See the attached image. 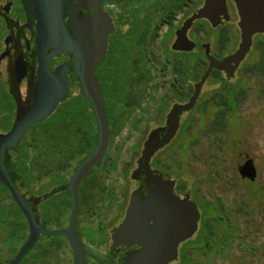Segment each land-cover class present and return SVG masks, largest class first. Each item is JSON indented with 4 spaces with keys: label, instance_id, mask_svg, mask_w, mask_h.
I'll use <instances>...</instances> for the list:
<instances>
[{
    "label": "flooded vegetation",
    "instance_id": "1",
    "mask_svg": "<svg viewBox=\"0 0 264 264\" xmlns=\"http://www.w3.org/2000/svg\"><path fill=\"white\" fill-rule=\"evenodd\" d=\"M204 3L205 0H0V94H4L6 99H10L14 113L13 118L9 121V128L0 131V134L8 133L15 123L35 105L40 90L54 83V74L59 68L64 67L68 79L67 95L62 102L69 98H82V96L89 102L88 118L82 125H76L73 129L72 147L69 150H65L62 144L55 147L54 154L45 146L37 150L38 146L35 142L44 140V138L47 141V137L43 134L32 135V133L29 136L28 132L33 126L45 123L47 118L38 124L30 125L24 132L22 141L16 146L19 147L24 141L27 142L20 154L23 165L26 167L29 185H26L22 179L18 183L13 181L19 186L26 200L30 201L35 211L36 220L41 225L34 246L38 244L44 246V250H37L35 258H33L35 261L23 262L28 252L31 251L29 250L19 264H77L76 251L66 234H61L65 237V241L58 242L42 240V237L49 236L45 232L69 230L74 212V194L69 186L79 167L94 151L98 142L97 120L96 118L95 121L93 120L92 105L80 87L76 63L81 65L85 61L87 51L89 52L94 44V30L99 29L107 34V48L104 60L96 69L94 76L100 83L105 110L108 106L110 111V136L102 160L90 169L89 175L81 180L77 188L78 209L75 230L85 250L86 264H125L130 255L141 251V245L131 243L122 236L124 231L117 233V230L126 220L132 195L139 193V200L145 205L143 212L147 214L149 212L146 206L147 198L151 191L157 188L156 183L148 181L145 169L136 178L132 177L139 167L144 143L149 135L156 130L160 131L159 135L162 138L166 132L164 129L166 128L167 115L174 105L188 103L193 94L195 83L208 69L210 60L212 58L222 60L233 54L238 48L234 46L231 51L226 53L222 51L219 44L203 41L201 38H197L195 33H191L196 24L198 31H203L207 24L211 28L209 31L211 36H219L220 32L217 28L227 25L236 14L238 15L235 2L226 0L228 20L222 17L221 23L217 27H213L207 19L195 20L187 35L190 40L195 42L196 48L191 52L173 49L177 32L198 9L203 7ZM163 28H166V34L161 40L164 60L158 65L156 62L159 58L154 45ZM111 47H117L118 52L123 53L124 57L130 61L129 81L125 89L121 86L122 81L116 83L117 78L113 77L109 80V76L114 73L111 69L109 55ZM207 50L209 56L206 55ZM199 51L202 57L193 64L194 67L203 69L200 73H196L199 80L194 83L193 91L189 95L188 55ZM179 55L180 57H178ZM243 62L244 59L236 68L234 75ZM215 71L226 76L227 79H224L222 85L226 82L230 83L229 79L233 78H228L225 72L217 69H212L210 76H213ZM157 76L162 78V81L155 82ZM262 77L264 78V76ZM164 86H167L172 98L168 104L165 103L164 98H160L161 102L156 109H168L165 120L147 135L141 153L136 160V166L131 172L124 171L125 176H130L132 179L134 188L128 190L121 184L109 185L107 182L108 149L115 129L121 127V121L130 112L141 108V102L146 97L149 99L151 95V99H155L156 97H152V94L157 93ZM230 89L234 93L244 90L246 97L242 99L241 103L246 100L248 94L244 86L235 83L233 86L230 85ZM261 92L264 96V83ZM113 107L122 112L116 118L112 114ZM183 113L180 114V126L175 137L169 144L159 149L149 162V169L153 172V177L161 176L164 182L173 179L169 177L167 168L164 169L160 164L159 155L164 153L167 146L186 130L184 121H182ZM1 120L3 117L0 115ZM16 147L8 148L6 155L8 153L10 158H14ZM29 148L36 150L30 161L28 160ZM245 158V161L251 159L256 168L252 158L249 156H245ZM34 167L38 176L48 181L43 182L42 189L38 193L31 189L29 180L30 173L36 171ZM11 177L13 179V175ZM170 190V195L167 194V191H160L163 199L159 200L157 207L149 212L148 223L160 233H171L173 226L172 205L176 199L183 201L186 196H189L200 212L198 228L193 235V237L195 235L199 237L205 217L202 207L195 201L194 195H190L183 185L175 182ZM62 192L67 194L66 200L71 209L69 224L61 230L48 229L47 224L51 226L65 219L66 211L58 216L52 210L55 199H58L57 196ZM61 201L62 205L63 200ZM44 202L50 203H48L47 209H40V205ZM22 216L24 217L23 228L26 232L24 245L29 238L30 227L23 212ZM43 217L46 219L45 222L42 220ZM190 239L179 244L177 259L168 264H173L180 259L182 260L181 264H186L187 258L183 257V247ZM62 249L69 250L70 256L67 261H62L57 256V252ZM7 264H10V259Z\"/></svg>",
    "mask_w": 264,
    "mask_h": 264
},
{
    "label": "rangeland",
    "instance_id": "2",
    "mask_svg": "<svg viewBox=\"0 0 264 264\" xmlns=\"http://www.w3.org/2000/svg\"><path fill=\"white\" fill-rule=\"evenodd\" d=\"M238 22L239 17L236 14L227 25L217 28L220 35L216 37L211 36L209 33L211 28L207 24L203 31H198L196 24L191 33H195L196 37L203 41L219 44L222 51L228 53L234 46L238 47L241 40ZM165 34L166 28H163L154 45L160 59L156 62L158 65L164 60L161 40ZM253 41L251 50L244 58L240 69L232 79H229L231 86L235 83L244 86L248 95L237 110L229 115L226 129L216 133H210L208 130L216 108L212 105L203 108V103L221 88L226 78L225 75L220 77L213 75L203 85L193 109L182 114L186 130L159 155L160 164L164 169L167 168L169 177L183 185L190 195H194L193 198L202 207L205 215L199 237L195 235L184 244L183 257L187 258L186 264H264V96L261 92L264 78L257 72L248 71V68L261 58L260 46L264 42V34H258ZM109 55L111 69L114 71L113 75L109 76V80L113 77L117 78L116 83L122 81L121 86L125 89L129 81L130 61L123 53L118 52L117 47H111ZM188 56L189 67L191 66V71L194 73L192 78H196V73H200L203 68L194 67L193 63L199 60L202 54L199 51ZM188 80L189 95H191L193 85L199 77L195 81L190 78ZM160 81L162 78L157 76L155 82ZM152 97L156 98L151 99V95L149 99L146 97L141 102L140 109L130 112L111 137L107 171L109 185L121 184L128 190L134 188L132 179L130 176L126 177L124 171L131 172L136 166V160L147 135L165 120L168 109H156L161 102L159 99L164 98L165 103L168 104L172 94L167 86H164L157 93H153ZM86 101L83 96L69 98L61 103L45 123L33 126L28 132L29 136L32 133L47 137V141L44 138L35 142L38 146L37 150L45 146L52 153L60 144L65 150H69L72 147L73 129L76 125H82L88 118L89 102ZM106 112L110 126L111 115L108 106ZM120 113L122 112L113 107L112 114L115 118ZM0 115L3 117L0 121V131H5L9 128V121L14 113L10 99H6L4 94H0ZM26 143L24 141L16 147L14 157L19 158L20 161L17 165V173L25 184L29 185L26 167L19 157ZM35 151L29 148V161L35 155ZM245 156L252 158L256 164L255 181L243 179L238 173V166L245 162ZM38 175L37 170L30 173V186L35 193L41 191L43 182H48ZM57 197L52 210L58 216L66 211L65 219L51 226L47 224L48 229L61 230L69 224L71 209L66 200L68 196L62 192ZM61 200H63L62 205ZM48 203L41 204L40 209H47ZM3 204L1 221L6 223L0 227V264H7L23 245L26 232L23 228L24 217L17 211L13 200L5 196ZM221 216L224 218L222 219ZM42 220L45 222V217ZM19 222L21 227L16 229L15 226ZM42 240L58 242L65 241V237L43 236ZM240 241L245 244L244 250L238 246ZM30 250L23 262L35 261L33 258L37 250H44V246L38 244ZM57 256L62 261H67L70 256L69 250H59ZM181 263L180 259L173 264Z\"/></svg>",
    "mask_w": 264,
    "mask_h": 264
},
{
    "label": "water",
    "instance_id": "3",
    "mask_svg": "<svg viewBox=\"0 0 264 264\" xmlns=\"http://www.w3.org/2000/svg\"><path fill=\"white\" fill-rule=\"evenodd\" d=\"M233 1L236 4L239 16L238 27L241 38L237 50L222 60L212 58L204 75L195 83L193 94L188 103L174 105L167 115L166 128L164 129L166 132L162 138L159 135L160 131L156 130L149 135L147 141L144 143L139 167L132 177L136 178L145 169L148 181L157 184V188L151 191L146 201L149 212L157 207L159 200L163 199L161 198L160 191H167V194L170 195V189L175 183L174 180L164 182L161 176L153 177V172L149 169L151 158L159 149L169 144L175 137L180 126V114L193 109L212 69L225 72L228 78L233 77L236 68L250 52L253 37L257 34H264V0ZM222 17L226 20L229 19L226 0H205L203 7L198 9L177 32L173 49L188 52L193 51L196 48V44L187 35L193 22L198 19H207L213 27H217L221 23ZM106 35L100 29L94 30V44L89 49V52L87 51L85 61L81 65L76 63L80 87L85 97L90 101L97 120L98 142L94 151L79 167L69 186L74 194V212L69 230L45 232L49 236L66 234L76 251L77 264H86L85 250L75 230L78 209L77 188L81 180L89 175L90 169L98 165L102 160L107 150L110 136L105 101L101 94L100 83L94 76L96 69L100 66L106 54ZM206 55L209 56L208 50L206 51ZM54 75V83L40 90L35 105L15 123L8 133L0 134V183L9 190L14 202L26 215L30 227V235L27 242L21 247L17 255L10 260V264H19L26 253L35 245L41 225L36 220L35 211L30 201L26 200V197L21 193L19 186L15 184L6 168V150L16 147L22 141L24 132L30 125L38 124L48 118L55 111L58 104L66 98L68 79L64 67L59 68ZM238 170L243 179L256 180L257 171L251 159H247L242 165H239ZM172 206V231L167 234L164 232L160 233L148 223L150 213L145 214L143 212L145 205L140 202L139 193L132 195L126 220L120 229L117 230V233L124 231L123 235H121L126 237L131 243L141 245L142 249L140 252L130 255L126 259L125 264H168L177 259L179 244L193 237L198 228L200 212L195 202L189 196H186L183 201L176 199Z\"/></svg>",
    "mask_w": 264,
    "mask_h": 264
},
{
    "label": "trees",
    "instance_id": "4",
    "mask_svg": "<svg viewBox=\"0 0 264 264\" xmlns=\"http://www.w3.org/2000/svg\"><path fill=\"white\" fill-rule=\"evenodd\" d=\"M260 50H261L260 60L256 63L252 64L248 68V71L251 73L257 72L261 76H264V42L261 44ZM190 67H189V78H190V80L195 81V80H197L198 77L196 76V78H192L194 73L191 71ZM220 75H221L220 72L215 71L214 76L220 77ZM245 97L246 96H245L244 90H239V91H237V93H234L231 91L230 84L227 82L224 85H222V88L220 90L215 91L212 94V96L209 97L203 103V108H207L209 105H212L213 107L216 108L215 116L208 126L209 132L210 133H216V132H220V131L225 130L227 127L229 115L234 113L237 110L238 105L241 103L242 99ZM93 120L95 121L94 116H93ZM19 157L22 158V155L20 154ZM18 159H15V157L10 158L8 153H7L6 158H5L6 168L9 172V174L13 175V180L17 181V183L19 180H21V176L17 173V165L20 162ZM20 160L22 161V159H20ZM13 173H15V174H13ZM5 196H8L13 200L9 190L3 184L0 183V227L6 223L4 221H1L2 208L4 206L3 201H4ZM13 202H14V200H13ZM14 204L17 207V211L22 215V212L18 208L17 204L15 202H14ZM221 218L223 219L224 217L221 216ZM229 220H230V218L227 219V221H229ZM20 227H21V222H19L15 226L16 229H19ZM14 236H15V233H14ZM224 244H225V242H223V245ZM238 246L241 247L242 250L245 249V244L243 241H240ZM247 251H250V250H247Z\"/></svg>",
    "mask_w": 264,
    "mask_h": 264
}]
</instances>
